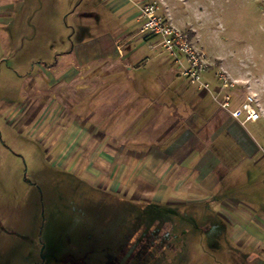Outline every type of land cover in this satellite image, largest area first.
Returning <instances> with one entry per match:
<instances>
[{
	"label": "rangeland",
	"instance_id": "obj_1",
	"mask_svg": "<svg viewBox=\"0 0 264 264\" xmlns=\"http://www.w3.org/2000/svg\"><path fill=\"white\" fill-rule=\"evenodd\" d=\"M3 1L0 264H264V228L234 226L212 200H156L149 191L161 189L160 182L129 187L123 178L112 181L107 169L100 175L90 171L93 157L87 159L82 146H67L66 137L71 127L98 126L97 103L74 88L78 79L66 85L46 69L76 41L69 37L74 15L69 9L78 11L82 4L24 0L21 7L14 0L5 16ZM170 3L187 21L185 30H195V44L208 60L237 79L232 90L237 99L246 83L264 98V0ZM143 38L145 55L153 57L157 47ZM246 126L261 132L257 139L264 146V118ZM120 169L126 174L127 164ZM255 170L264 176V166ZM230 193L253 205V216L264 224V183L245 179L213 197L223 202Z\"/></svg>",
	"mask_w": 264,
	"mask_h": 264
},
{
	"label": "crops",
	"instance_id": "obj_2",
	"mask_svg": "<svg viewBox=\"0 0 264 264\" xmlns=\"http://www.w3.org/2000/svg\"><path fill=\"white\" fill-rule=\"evenodd\" d=\"M12 1L1 4L3 15L11 14ZM158 1L160 12L185 29L187 21L176 16L170 0ZM20 2L23 7L24 0ZM80 4L78 11L69 9L74 12L69 37L76 41L64 51L63 59H56L46 69L54 81L63 80L66 85L78 79L74 88L84 94L83 99L97 103L94 119L101 121L96 128L71 127L67 146H82L84 156L93 157L90 171L100 175L107 169L117 184L121 178L129 187L160 182V191H149L152 199L212 200L234 226L264 228L253 216V205L237 199L236 193L223 202L213 197L245 179L264 183V176L255 170L264 166V146L257 139L261 132L246 126L257 120L241 123L242 115L235 118L217 103L213 95H220L219 86L211 73L204 76L210 92L179 75L160 49L152 48L162 53L146 56L142 47L146 39L138 34V10L127 0H79L75 6ZM242 88L243 95L255 94L264 118V98L257 86L246 83ZM240 101L233 94L231 107ZM125 164L128 169L123 174L120 167Z\"/></svg>",
	"mask_w": 264,
	"mask_h": 264
},
{
	"label": "built area",
	"instance_id": "obj_3",
	"mask_svg": "<svg viewBox=\"0 0 264 264\" xmlns=\"http://www.w3.org/2000/svg\"><path fill=\"white\" fill-rule=\"evenodd\" d=\"M127 1L138 10V34L153 38L155 46L168 55L179 75L198 89L211 92L210 83L204 77L206 73H211L220 93L213 95V98L222 108L235 118L242 115L241 123L256 121L261 117L259 108L255 107L257 101L254 93L244 94L238 106L231 107L232 90L237 82L223 68L208 60L206 53L195 44L189 30L176 27L160 12L157 0Z\"/></svg>",
	"mask_w": 264,
	"mask_h": 264
},
{
	"label": "trees",
	"instance_id": "obj_4",
	"mask_svg": "<svg viewBox=\"0 0 264 264\" xmlns=\"http://www.w3.org/2000/svg\"><path fill=\"white\" fill-rule=\"evenodd\" d=\"M189 33H190L191 35H193V33H192L191 31H189Z\"/></svg>",
	"mask_w": 264,
	"mask_h": 264
}]
</instances>
